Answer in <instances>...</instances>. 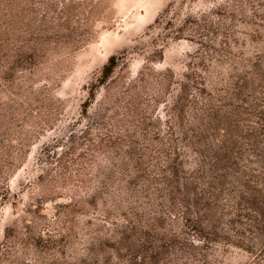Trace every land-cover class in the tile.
Returning a JSON list of instances; mask_svg holds the SVG:
<instances>
[{"label": "rangeland", "instance_id": "rangeland-1", "mask_svg": "<svg viewBox=\"0 0 264 264\" xmlns=\"http://www.w3.org/2000/svg\"><path fill=\"white\" fill-rule=\"evenodd\" d=\"M85 2L0 0V264H264V0Z\"/></svg>", "mask_w": 264, "mask_h": 264}, {"label": "trees", "instance_id": "trees-1", "mask_svg": "<svg viewBox=\"0 0 264 264\" xmlns=\"http://www.w3.org/2000/svg\"><path fill=\"white\" fill-rule=\"evenodd\" d=\"M71 0H42V7L43 9H45V11H47L48 13L51 14H56L57 12H61L62 16L67 15L63 18V21L69 24L72 23L71 21V16L74 17V13L72 10V6H69V2ZM73 4L76 3V0H72ZM80 1V0H78ZM84 1V4H82ZM88 1L89 0H82L81 4H77V8H76V12L77 13V9H79L80 7L82 8L83 5H88ZM93 0H90V7L94 8L95 6L93 5V3H91ZM61 5H60V4ZM89 6V5H88ZM58 20H61L60 14H56ZM73 19V18H72ZM56 20V19H55ZM50 25H54V23H50ZM44 34L40 35L41 32H32V39L31 42H29L25 49L22 50V48L18 49L17 53H18V62L22 63V62H26L27 58L30 59H34L39 60L43 55L46 56V54L48 53V51L51 49L50 46H47L48 42L53 41V42H57L55 41L56 39L53 38L52 36H49V33H60V30L57 29H52V30H44L43 31ZM113 72V67L111 66V64H108L105 66L104 68V78H103V82L105 83L108 81V79L111 77Z\"/></svg>", "mask_w": 264, "mask_h": 264}]
</instances>
